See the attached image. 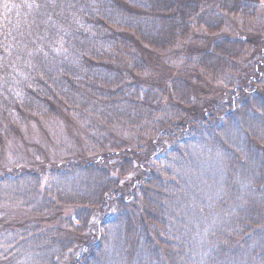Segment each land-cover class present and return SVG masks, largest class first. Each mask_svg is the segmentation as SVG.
<instances>
[{
    "label": "trees",
    "instance_id": "trees-1",
    "mask_svg": "<svg viewBox=\"0 0 264 264\" xmlns=\"http://www.w3.org/2000/svg\"><path fill=\"white\" fill-rule=\"evenodd\" d=\"M216 2L0 0V148L32 121L80 147L0 171L38 217L0 222V264H264V24Z\"/></svg>",
    "mask_w": 264,
    "mask_h": 264
},
{
    "label": "rangeland",
    "instance_id": "rangeland-1",
    "mask_svg": "<svg viewBox=\"0 0 264 264\" xmlns=\"http://www.w3.org/2000/svg\"><path fill=\"white\" fill-rule=\"evenodd\" d=\"M256 1V4L254 5L255 12L252 17L255 18L256 22L254 24V29H257V24H264V0H254ZM205 5L209 8L217 7L216 0H203ZM251 9V8H250ZM216 12H212V15H209V17H218L214 15ZM221 16L222 17H239V15H228L227 11L221 10ZM250 14V15H252ZM240 19L237 18V22L239 24ZM240 27H243L240 25ZM264 29V27H263ZM199 33L202 32L201 29L198 30ZM196 43V42H195ZM200 44H203L202 40ZM147 53H145L146 59L151 62L154 70L157 72V75L159 76L160 71L166 76V72L163 71L166 67L167 62V56L161 55H151L150 51L147 50ZM179 62H177L178 66ZM191 76V78H190ZM185 77L192 88V91H196L197 96L201 97V100H209V99H217L221 95V88L222 85L220 83H210V86H207V81L205 79L200 80V78L197 75H190ZM156 77V75H155ZM144 77H142L143 79ZM156 81V79H153ZM208 89V90H207ZM72 124H68L70 126ZM67 125H64L61 121H54L51 123H44L42 126H40L37 122H30V124L27 127H23L22 130V139L21 140H10L6 143V145H3L0 148V171L4 169H9L14 163L22 162L24 166V163L27 161L26 157L31 152H34V150H40V157L43 158V161L51 162V159H64L68 156L76 157L80 154V147H75L72 142L69 140V136H67L69 133L67 132L66 127ZM38 148V149H37ZM29 157V156H28ZM54 162V161H52ZM51 162V163H52ZM30 168V166H28ZM28 168V169H29ZM9 204H11L9 206ZM12 202L9 203L8 201L0 202V208H2L3 211H0V222L7 224L9 221L12 220V217L17 216L19 219V223H28L30 220H36V217L33 213L27 211H20L17 208H13ZM13 208V209H10ZM9 209V210H8ZM72 211L69 209H64L63 216L69 215ZM26 214L28 217H26ZM33 215V216H32ZM16 220V219H15ZM14 220V221H15ZM87 232L82 235V238L74 237V244L76 245H84L83 241L87 238ZM82 239V240H81ZM91 253L90 255H92ZM89 264H92V259Z\"/></svg>",
    "mask_w": 264,
    "mask_h": 264
}]
</instances>
